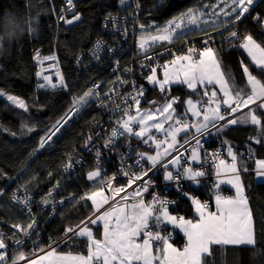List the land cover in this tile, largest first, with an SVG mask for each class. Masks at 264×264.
Segmentation results:
<instances>
[{"label": "snow or ice", "instance_id": "obj_1", "mask_svg": "<svg viewBox=\"0 0 264 264\" xmlns=\"http://www.w3.org/2000/svg\"><path fill=\"white\" fill-rule=\"evenodd\" d=\"M119 2L121 5L128 4V0H119ZM254 2L255 0H217L214 5L189 8L167 21L162 27L157 26V34H152L149 31L153 27L152 25L140 24L139 50L144 51L145 59L151 61L153 58L147 55V48L151 44H155L157 41L171 42L173 38H180L183 30L188 26L199 28L200 24L204 23L216 30L221 27L226 29L230 24L235 26L246 13H249ZM65 4L67 6L66 11L72 12L73 15L71 19H66L61 14L60 19L65 20L68 24L79 21V13L73 11L75 7L73 0H65ZM207 8L213 10L206 13L205 9ZM217 8L219 11L216 10ZM63 11L65 10H62V13ZM206 15L213 17V19H204ZM221 15L226 19L217 23V18ZM106 19L113 20L111 14ZM255 19L259 21L261 18L257 16ZM31 30L35 31L34 28ZM201 30L207 32V29ZM211 39L212 37L208 36L204 43L207 45ZM226 39L229 41L241 39L242 42L238 47L247 53L252 64L264 74V46L257 43L252 35L247 34L240 37L237 31H230ZM102 47L103 41L98 40L93 49L94 58H98ZM195 53V49L189 48L187 55H175L174 59L162 66L142 64V67H149V74L145 79L149 84L158 87L161 93H166L172 84H181L186 85L191 90L192 95H197L196 100H193L191 96L186 101H180L179 97L166 96L163 104L156 106V101H150L151 106L142 109L140 107L141 99L145 93L143 86L136 85L134 81L117 77V82L120 85L131 84L135 94L123 95L117 92L124 106L116 105V110H119L121 116L116 120V127L112 129L110 136L105 140L104 146L110 147L119 137L134 136L141 143L154 146L155 154L136 152L135 165L139 167V172L132 171L131 167L121 168V173L128 177L127 187H132L137 181L142 183L132 192L127 193L122 198V203L116 206L110 205L108 210L101 212V208L109 204L110 199H114V197L110 198L104 195L105 189H112L115 194H119L125 191V188H113L114 176L108 177L106 180L102 177L99 167L101 152L99 149L96 150L97 164L94 170L87 173V179L95 181L99 178L103 187L85 193L79 198L80 200L91 201L94 211L75 226L67 227L63 241L81 239L87 243V255H59L53 249L41 256L33 253L32 258L29 259L24 252L17 250L12 264H20V261H24V264H45V261L47 264H157V262L158 264H204L206 256L211 255V246L213 245L252 246L255 244L253 217L248 198L244 195L245 189L241 181L240 167H238V154L232 150L231 146L227 149L231 163L220 158L219 153H214L212 156L213 168L217 178L219 179L221 175L230 174L226 182L232 184L236 189V196L233 198H224L219 194L215 196L216 211H208V204L201 203L189 192L183 194L189 197L195 212L198 214L199 219L195 221L172 215L168 209L172 202L159 194L153 193L150 201L144 199L143 194L148 192L154 183L151 179L145 180L144 178L153 170L160 171L163 169L164 181L175 183L178 190L181 188L179 184L181 180H188L195 184L200 183V178L207 175V170L203 168L202 164L200 169L193 168L192 164L201 162L199 154L200 137L209 131L210 126L219 132L229 125L250 123L262 131L260 138L250 137V140L254 139L256 143L264 142V121L261 119V115L264 113L258 114V110H264V82L253 75L249 65L241 60L242 75L246 77L247 87L250 88V91H246L245 88H240L235 84V78L222 66L212 47H204L203 50L199 51V59H194ZM35 58L41 65L43 61L56 59L54 56H45L41 59L38 53ZM118 63L119 61H117ZM53 66L49 65V67ZM158 67L163 68L162 79L158 78ZM125 71H130V69H125ZM36 76L43 80V83L38 84L39 88L65 87L64 77L59 70L56 72L58 83H53L52 77L45 75L43 68L36 72ZM99 87L100 85H94L82 96L73 97V108L69 111L79 113L90 99H100L97 92ZM200 89H203L202 93L199 91ZM114 90L110 89L109 91ZM105 95L108 94L105 93ZM0 97H6V100L17 109L24 112L28 111L27 103L19 96L8 94L5 90L0 89ZM178 101L185 105V111L182 114L178 113L177 108L174 107ZM252 105L255 107H250ZM100 106H106L102 99ZM243 108L249 109L243 116L229 118ZM133 110L135 114H133ZM189 114L193 118L191 121L185 119ZM69 118L66 113L57 121L48 130L47 135L41 138L39 147L44 148ZM221 121L224 123L220 124ZM23 127L28 132L33 131V128L28 127L27 124ZM153 129L157 133H162V138L156 137L152 132ZM192 129H195V132L191 140L185 138L183 143H180L177 139L178 135L184 132L187 136V133ZM192 141H195V145L191 147L189 155L185 156L179 149L184 148L185 152H188L189 149L185 146L191 145ZM91 142L92 137L89 136L85 146ZM225 143L227 142L225 141ZM68 159L69 162L65 165V171L73 166L71 154H69ZM142 162H147L149 167L145 168ZM75 163H80V161L77 160ZM243 170L248 171L246 167ZM254 172L258 178L264 177V159L255 160ZM3 175L0 172V177ZM216 187H219V184ZM129 197L132 200L131 204L127 203ZM11 199L16 200L29 210L30 222L26 224L12 223L11 228L14 230L12 237H6L4 233L0 232V264H7L6 252L3 251L7 248L6 239L15 238L13 242L22 246L24 240L20 239L19 235L23 234L24 237H29L34 232L36 225L35 219L31 218L29 197L20 198L13 193ZM42 202L44 204L50 203L47 198H44ZM100 223L103 227V239L95 238L92 229V226ZM168 225L181 229L187 237L183 251H178L169 243L170 237L161 235V229ZM156 242L162 244V247L156 249L158 254H154L153 251V245ZM39 251L43 252V249H39ZM49 257L53 259L49 260Z\"/></svg>", "mask_w": 264, "mask_h": 264}, {"label": "trees", "instance_id": "obj_2", "mask_svg": "<svg viewBox=\"0 0 264 264\" xmlns=\"http://www.w3.org/2000/svg\"><path fill=\"white\" fill-rule=\"evenodd\" d=\"M139 2L140 21L149 25L169 21L189 8L214 5L217 0H139ZM60 4L61 0H0V31H3L8 16L35 18L34 34L25 31L10 44L6 42L5 47L8 51L0 55V89L19 96L28 105V111L24 112L0 98V172L4 174L0 177V221L10 224L28 222L22 210L12 202L10 196L12 187L20 185L28 193L41 197L53 184L62 182L60 172L69 154L72 155L82 142L89 124L101 117V108L91 101L76 116L73 123L66 124L44 148H40V140L47 135L48 130L66 113L70 115L71 102L63 90L36 89L34 75L37 53L41 58L51 54L55 49L70 95H81L88 84L96 79L106 82L107 85L105 84L102 91L108 92L116 85L115 76H110L109 67L82 71L74 66V62L80 52L103 37V20L109 14L121 16L133 12L129 2L121 8L118 0H80L76 3V13H79L80 20L72 25H67L65 21L56 24L54 14L59 11ZM205 10L207 11L208 8ZM257 16L261 18L259 21L255 19ZM263 21L264 0H258L249 13H246L235 26L228 25L226 31L224 27L219 30L209 28L207 32L190 30L172 42L153 46L152 49L147 50V53L156 55L164 53L165 56L159 58V62L165 64L172 60V52L185 55L188 51L187 47L193 46L199 53V49L203 50L204 47L209 46L204 43L208 36L217 38L219 31L224 33L237 31L240 37L250 34L257 43L264 46ZM241 42L242 40L239 39L236 46ZM234 47L233 44L227 46L221 43L212 48L217 53L222 66L235 78V84L250 91L246 77L242 75L240 61L243 60L249 65L252 74L262 82H264V74L252 64L241 48ZM146 86L141 108L146 107L150 101L163 103L166 96L179 97L180 101L187 100L189 96L192 99L198 98L184 87H172L160 95L158 87L150 86L148 82ZM180 101L174 107L182 114L184 108ZM185 119L192 120L190 116ZM261 119L264 121V115H261ZM25 124L32 127L33 131L28 132L23 127ZM261 135L262 131L259 127L229 125L215 132L207 143H209L208 147H212L219 142L225 148L226 141L232 147L239 149L238 153L255 154L257 158H263L264 142L256 143L254 139L250 140V137L260 138ZM131 144H134L131 138L121 137L115 147V157H120ZM92 170H94L93 165L88 164L77 175L63 180L64 190L74 193L75 197L71 204L57 214L49 227L47 226L44 245L61 240L65 237L67 227L75 226L93 213L94 207L90 201L79 199L85 193L97 189L95 184L87 180V173ZM245 184L255 226V245L224 249L215 247L211 255L206 257L204 264H264V183L249 185L246 177ZM183 207L185 209L182 213L189 217L190 206L186 204ZM85 246L86 242L77 239L65 242L58 251L83 253Z\"/></svg>", "mask_w": 264, "mask_h": 264}, {"label": "built area", "instance_id": "obj_3", "mask_svg": "<svg viewBox=\"0 0 264 264\" xmlns=\"http://www.w3.org/2000/svg\"><path fill=\"white\" fill-rule=\"evenodd\" d=\"M79 1L80 0H73V4L75 5L73 9L74 12H76V3ZM128 2L132 7V13L128 15L111 16L113 20H108L106 18L103 20L102 32L104 35L102 38L98 39L99 41H103V47L99 51L98 58H94L93 56V49L96 45V42L98 41L97 40L88 49L80 52L74 62V66L82 71H86L92 68L94 69L101 67H109L110 71L115 76L114 83L116 82V85L112 88L115 89L114 91L103 92L102 88L105 86L106 82L104 83L99 79L90 82L83 91L84 93L89 88H92L94 85H100V87L97 89V92L100 95V99H90L88 103L93 101L94 104L101 108V117L99 119L93 120L89 124V127L84 134L82 142L71 155L73 166L68 169V171L64 170L65 165L69 162L68 159L60 172L61 179L63 182L64 179H67L72 175H77L78 172L82 171L88 164L93 165V167L95 168L97 164L95 153L96 150L99 149L101 152L99 167L101 169L102 177H104V179L106 180L108 177L114 176L115 179L112 181L113 188H125V191L120 192L119 194H115L112 189H105V192L107 193L108 197H114V199H110L109 204H106L103 208H101V212L108 210L110 205L116 206L117 204L122 203V198L125 197L127 193L132 192L134 188H136L140 183H142L141 181H137L136 184L132 185V187L129 188L127 187L128 177L124 176L121 173L122 167H131V170L134 172L140 171L139 167L135 165L137 157L135 153L136 146L134 144L129 145L127 149L118 158L115 157V147L121 137L115 139L114 144H112L110 147L106 148L104 146L105 140L110 136L112 129L116 127V120L121 116L119 110H116V105L120 104L122 107L124 106L121 97L117 95V92L123 95H127L128 93L135 94V90L131 84L120 85L117 82V77L128 81H134L136 85L143 86L146 91L147 81L145 77L149 74V67H142V64L151 66L164 65L163 63L159 62V58L165 56L164 53L157 55L147 53L149 57L153 58L151 61H149L145 59V52L139 50L138 36L139 34H141V29L139 28V25L143 24L140 21V2L139 0H128ZM118 3L119 7L121 8L125 6L121 5L119 0ZM66 8L67 6L65 4V0H61L59 11L54 14L56 24H61L65 21L60 19L61 14H63L66 19L69 16L73 15L72 12L66 11ZM62 10L65 11H63L62 13ZM166 22L149 24L153 26L149 31L156 30L157 26L162 27ZM47 56H54L56 59L43 61L42 65L39 64L37 61L34 78L36 89L39 90L53 88L42 89L38 87V84L43 83V80L39 79L36 76L37 71H41V69L43 68L44 74L50 75L52 77L53 83H58V77L56 76L57 70H59V72L62 74L55 49L52 51L51 54ZM42 58L43 57H41V59ZM117 61H119L118 64ZM49 65L54 66L49 67ZM125 69H130V71H125ZM161 70L162 67H158L157 73H159ZM55 89L63 90L67 94L71 102V109L73 108V97H79L83 95V93L81 95H70L67 92L66 85L65 87H57ZM105 93H107L108 95L106 96ZM160 95H162V93H160ZM101 99L104 101L106 105L105 107L100 106ZM142 100L143 98L141 99V103ZM81 110L79 111V113L81 112ZM245 111H247V108H245L244 110H240L237 114H234L229 118H236L237 115L245 113ZM79 113L71 112L69 115L70 118L67 120V123H65L64 126L66 124L73 123ZM133 114H135L134 110ZM219 123L223 124L224 122L221 121ZM215 132H217L216 128H212L210 126L209 131L205 133L202 137H200L201 146L199 148V152L201 162L194 168L200 169L202 164L203 168L207 170V175L200 178V183L198 184V187H192L190 181L188 180H181L179 182L181 188L178 190L177 185L175 183L158 182L156 178L159 171L153 170L152 172H149L147 177L144 178L145 180L151 179L154 182L149 191L143 194L145 201H150L152 199L153 193L159 194L161 197L172 202L168 206L169 211H177L183 210V206L185 204L191 203L189 197L183 194L184 192H189L192 197H195L196 199L208 205L210 199L214 198L217 194L221 195L224 198L231 197V194L227 190H223L221 188H216L213 186L214 177L211 174V170L213 168L212 156L214 153H219L220 158H225V150L219 142H216L212 147H208L209 143H207V138L213 136ZM89 136L92 137V142L88 143L87 146H85L87 138ZM191 138L192 135L189 136L187 139L191 140ZM194 145L195 141H192L191 145H186L185 147H187L189 149L188 152H190L191 147ZM145 147L150 148L149 145H146ZM179 150L180 152L188 153L185 152L184 148H180ZM77 160H79L80 163H75V161ZM142 163H144L145 168L149 167L145 165V162ZM62 182H56L55 184H53L41 197L34 196L28 193L20 185L12 187L10 191V196L15 193L16 196L20 198H23L24 196L29 197L31 218L35 219L36 225L34 232L29 237H24L23 234L19 235V238L24 240V244L22 246L17 245L13 242V239L15 238L6 239L5 242L7 244V248L3 251L6 252L7 264H12L13 257L17 253V250L24 252L26 256L31 259L33 253H35V255L37 256H41L46 254L50 250H55L63 243L65 237L55 243L44 245L47 226L49 227L51 222L55 220L57 214L62 209L66 208L69 204H71L75 197L74 193L64 190ZM92 183L96 185L97 189L103 187V184L100 182L99 178ZM49 193H51V195H49ZM44 198H47L50 203L44 204L42 202ZM131 201L132 200L129 197L127 202ZM12 202L22 210L25 218L28 222H30V217L28 215L29 210L26 209L22 204L18 203L16 200L12 199ZM11 225L12 224L10 223L0 221V232L4 233L6 237H12V233L14 230L11 228ZM161 235L170 237L169 243L177 242L180 238L174 230L167 227L161 229ZM154 244L157 245L159 244V242H156ZM179 244L180 247L184 248L183 243L180 242ZM39 249H43V252H40ZM20 264H24V261H20Z\"/></svg>", "mask_w": 264, "mask_h": 264}, {"label": "crops", "instance_id": "obj_4", "mask_svg": "<svg viewBox=\"0 0 264 264\" xmlns=\"http://www.w3.org/2000/svg\"><path fill=\"white\" fill-rule=\"evenodd\" d=\"M206 16H208V15H206ZM205 16V17H206ZM70 17V16H69ZM72 17V16H71ZM208 26H203V27H199V28H196L195 27V30H198V31H200L201 29H205V28H207ZM243 50V49H242ZM243 52L246 54V52L243 50ZM184 55V54H183ZM247 56V55H246ZM248 57V56H247ZM249 58V57H248ZM197 59H199V56H198V58ZM249 60L251 61V59L249 58ZM169 61H171V60H169ZM158 75V78H163V68H162V70L157 74ZM150 86H153V85H151V84H149ZM154 87V86H153ZM172 87H184V88H186V89H188L187 87H186V85H181V84H172L171 86H170V88H172ZM157 88V87H156ZM188 90H190V89H188ZM191 91V90H190ZM201 93H202V91H203V89H200L199 90ZM219 95H222V94H219ZM193 100H196V99H193ZM186 101V100H185ZM164 103V102H163ZM163 103H157L156 104V106H159V105H161V104H163ZM151 105L150 104H148L146 107H143L142 109H147V108H149ZM183 108H184V111H185V105H183ZM244 109V108H243ZM243 109H241V110H243ZM222 111H223V109H222ZM260 113H264V110H258V114H260ZM188 116H190L191 117V115L189 114ZM192 118V117H191ZM193 119V118H192ZM230 126H254V125H251L250 123H238V124H235V125H230ZM166 127H167V125H166ZM255 127H257V126H255ZM138 130V129H137ZM152 132H153V134L156 136V137H158V138H162V136H163V134L162 133H157V132H155V130L153 129L152 130ZM195 132V129H192L191 131H189L188 133H187V136H185V133L184 132H181L179 135H178V137H177V139L180 141V143H182L183 142V140L185 139V138H188L189 136H191V135H193V133ZM128 138H131L132 140H133V142H134V144L136 145V152L137 151H141V152H147V153H149V154H155V152H154V146H150V148H146L145 146V144H143V143H141L139 140H137L134 136H132V137H128ZM213 137L211 136V137H209V138H207V141H210L211 139H212ZM229 146H231L230 144H228V142H227V144H226V147L224 148V150H225V158H224V160H226L228 163H231V157H229L228 156V152H227V149H228V147ZM231 148H232V150L235 152V153H237L238 154V167H240V176H241V181H242V183H243V185H244V189H245V186H246V184H245V179H246V177H248V184L249 185H254V184H262V183H264V177H261V178H258L256 175H255V172H254V169H255V160L256 159H264V157L263 158H257L256 157V155L255 154H249V155H244V154H242V152L241 153H238V151H239V149H236V148H234V147H232L231 146ZM238 150V151H237ZM189 153L190 152H188V153H184V155L185 156H188L189 155ZM199 154H200V152H199ZM251 155V156H250ZM250 157V158H249ZM246 158H249V159H246ZM199 163H193L192 164V167L194 168L196 165H198ZM145 165L146 166H149L148 164H147V162H145ZM244 167H246L247 169H248V171H244L243 170V168ZM170 170H173V171H175L174 169H170ZM211 174H212V176L214 177V179H213V186L214 187H216V185L217 184H219V187H216V188H221V189H223V190H227L230 194H231V197H228V198H233V197H235L236 196V189L232 186V184H229V183H227L226 181H227V179L230 177V174H226V175H221L220 177H219V179L217 178V176H216V174H215V171H214V168H212V170H211ZM163 175H164V172H163V169H161L159 172H158V174H157V178H156V180L158 181V182H160V183H168V182H166V181H164V179H163ZM220 181H224V182H220ZM190 184H191V186L192 187H198V184H195V183H193V182H191L190 181ZM104 195L105 196H108L107 195V193L104 191ZM244 195L247 197V195H246V191H244ZM248 198V197H247ZM248 202H249V199H248ZM128 204H131L132 203V201L131 202H127ZM201 203H203L202 201H201ZM188 204V203H187ZM186 205V204H185ZM190 207V216L189 217H187V216H185L182 212L184 211V209L183 210H175V211H169L172 215H175V216H177V217H184L185 219H188V220H193V221H195V220H198L199 219V217H198V214L195 212V208H194V206L192 205V202L191 203H189L188 204ZM209 207H208V211H216V202H215V197L214 198H212V199H210V202H209V205H208ZM249 208H250V205H249ZM250 210H251V208H250ZM182 213V214H181ZM167 228H170V229H172V230H174L175 231V233H177L178 234V236L180 237L179 239H178V241L177 242H173V243H170V244H172V246L174 247V248H176L178 251H183V249L184 248H182V247H180V242L181 243H183V245H184V247H185V245H186V243H187V237L184 235V233H183V231L181 230V229H179V228H177V227H174V226H172V225H168L167 226ZM93 233H94V236H95V238H97V239H103V227H102V223H100V224H98V225H95V226H93ZM253 231H254V239H255V226H254V221H253ZM65 242H63L60 246H62L63 244H64ZM255 245V244H254ZM254 245H252V246H247V245H226V246H221V245H213V246H211V252H212V250L215 248V247H218V248H220V249H224V248H226V247H253ZM59 246V247H60ZM59 247L58 248H56L55 249V252L57 253V254H59V255H67V254H72V255H87V243H86V246H85V251L83 252V253H69V252H62V251H58V249H59ZM160 247H162V244H157V245H153V251H154V254H158L157 252H156V249L157 248H160ZM206 257H208V256H206ZM49 260H51V259H53L52 257H49L48 258ZM205 261V260H204ZM45 264H47V261H45ZM157 264H158V262H157Z\"/></svg>", "mask_w": 264, "mask_h": 264}, {"label": "rangeland", "instance_id": "obj_5", "mask_svg": "<svg viewBox=\"0 0 264 264\" xmlns=\"http://www.w3.org/2000/svg\"><path fill=\"white\" fill-rule=\"evenodd\" d=\"M256 1H258V0H255V2ZM254 2V3H255ZM217 3V2H216ZM215 3V4H216ZM213 9L212 8H208V10L206 11V13H208V11H212ZM217 11H219V9L217 8L216 9ZM209 12V13H210ZM10 17H14L16 20H18L19 22H21V26H22V33H24L25 31H27L29 34H34V31H32L31 29H33V26H34V23H35V18L34 17H32V16H29V17H27V18H19L18 16H15V15H11V16H8L7 17V19H6V21H8L9 20V18ZM72 17H69L68 19H71ZM204 19H209V20H211V19H213V17H211V16H206V17H204ZM226 19V17H224V16H219L218 18H217V23H219L220 21H222V20H225ZM77 21H74L72 24H74V23H76ZM66 23V22H65ZM67 25H72V24H68V23H66ZM262 25H263V30H264V21H263V23H262ZM203 26H208L207 28H205V29H209V28H213V27H211L209 24H204V23H201L200 24V27H203ZM190 30H195V27L194 26H188V27H186L184 30H183V33H182V35H184L185 33H187L188 31H190ZM224 31H226V29L224 30ZM152 34H157L156 33V31L155 30H153V31H150ZM220 32V34H219V36L217 37V38H214V37H212V39L209 41V43H208V45L209 46H211V47H213V46H216V45H219V44H226L227 46H229V45H232L233 44V46H235L234 48H239L238 46H236L237 45V42L239 41V39H232L231 41H229V40H227L226 38L228 37V34H229V31L228 32H223V31H219ZM21 33V34H22ZM139 37H140V34H139V36H138V47H139ZM176 38H173V40L172 41H174ZM208 39V38H207ZM171 41V42H172ZM231 42V43H230ZM151 43V42H150ZM161 43H168V41H157L155 44H151V46L150 47H148L147 48V50L148 49H152V47L153 46H155V45H158V44H161ZM189 48H193V46H191V47H187L186 49H189ZM193 49H196V48H193ZM181 50V49H180ZM199 51H201L200 49H199ZM186 52V51H185ZM184 53H181V55H183ZM188 54V51H187V53L185 54V55H187ZM175 55H177V53L176 52H172L171 53V59H174V56ZM246 55H247V53H246ZM198 52H197V50H196V53H195V55H194V59H197L198 58ZM254 65V64H253ZM255 66V65H254ZM256 67V66H255ZM110 76H114V74L110 71ZM1 99H3L4 101H6L7 103H9L10 104V102H8L7 100H6V97H0ZM250 107H255L254 105H252V106H250ZM245 109V108H244ZM243 109V110H244ZM248 108H247V111H245V113H247L248 112ZM239 112V111H238ZM237 112V113H238ZM237 113H235V114H237ZM245 113H242V114H239V115H237L236 116V118H238V117H241V116H243ZM98 179V178H97ZM88 180V179H87ZM89 181V180H88ZM96 181V180H95ZM95 181H89L90 183L91 182H95ZM98 199H99V197H98ZM90 203H91V201H90ZM94 209V208H93ZM92 228H93V226H92Z\"/></svg>", "mask_w": 264, "mask_h": 264}, {"label": "clouds", "instance_id": "obj_6", "mask_svg": "<svg viewBox=\"0 0 264 264\" xmlns=\"http://www.w3.org/2000/svg\"><path fill=\"white\" fill-rule=\"evenodd\" d=\"M22 33L21 22L14 17H10L5 22L3 31H0V55H3L8 49L5 47V43H11L14 39H17Z\"/></svg>", "mask_w": 264, "mask_h": 264}]
</instances>
